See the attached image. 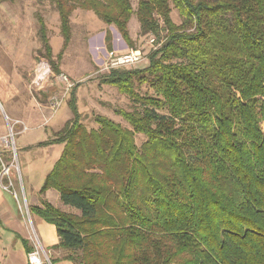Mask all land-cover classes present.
<instances>
[{"label": "trees", "instance_id": "1", "mask_svg": "<svg viewBox=\"0 0 264 264\" xmlns=\"http://www.w3.org/2000/svg\"><path fill=\"white\" fill-rule=\"evenodd\" d=\"M52 2L64 47L76 8L128 47L135 14L139 34L154 42L146 66L99 76L129 98L130 110L116 112L131 130L98 114L88 130L73 85L71 117L37 144L62 145L39 192L52 188L80 211L46 201L28 208L55 225L52 248L73 264H264V0ZM135 133L146 138L139 147Z\"/></svg>", "mask_w": 264, "mask_h": 264}, {"label": "rangeland", "instance_id": "2", "mask_svg": "<svg viewBox=\"0 0 264 264\" xmlns=\"http://www.w3.org/2000/svg\"><path fill=\"white\" fill-rule=\"evenodd\" d=\"M130 2L135 9L138 0ZM38 16L46 27V36L51 48L50 59L45 57L38 35ZM170 17L176 24L181 22L177 10L172 6ZM69 22L70 38L64 47L58 13L52 0H0V64L5 69L3 79L0 78V116H5L7 127L0 136V157L4 165H9L10 168L8 180L12 185L8 188L10 191L5 193L11 197L16 209L18 206L25 209L26 203L30 204L31 188L36 187L49 164H54L53 158L61 154L62 145L39 147L37 144L61 129L63 123L71 117L65 102L73 85H76L82 124L88 130L98 128L93 119L97 114L131 130V126L116 112L119 109L130 110L129 98L119 93L117 88L100 82L99 76L105 72L97 68L91 52V46L98 35L110 37L109 41L105 38L106 44H111L114 37L121 38L117 30L104 24L92 11L80 8L71 12ZM127 29L133 43L130 48L139 49L147 58V54L152 50L148 40L153 36L144 37L139 34V22L135 14L131 15ZM39 62H44L50 73L43 86L33 89L30 86L32 71ZM52 63L67 77L68 84L57 80L56 75L60 73L51 71ZM147 64L146 59L129 68H142ZM9 80L19 88V94L12 98L7 97L11 90ZM146 90V85L140 88L141 92ZM54 99L60 101V106L52 110L49 103L54 102ZM15 119L18 121L14 122ZM42 119L43 123L37 124ZM134 136L138 147L146 139L138 133ZM14 149H17V158L14 157ZM5 150L7 152L3 154ZM4 182L2 181L3 184ZM12 191L16 192L17 198L12 195ZM59 205L60 209L68 213H80L78 209L62 202ZM25 219L30 225L31 217L25 215ZM30 229L32 233V227Z\"/></svg>", "mask_w": 264, "mask_h": 264}, {"label": "crops", "instance_id": "3", "mask_svg": "<svg viewBox=\"0 0 264 264\" xmlns=\"http://www.w3.org/2000/svg\"><path fill=\"white\" fill-rule=\"evenodd\" d=\"M3 74H5V69L4 66L0 64L1 79H3ZM7 78L9 79V77ZM10 85L11 90L7 93L8 98L15 97L19 94V88L16 87L17 85L11 83ZM28 117L26 118V122L29 121ZM17 121L18 119H15L14 122ZM41 122L43 123V119L37 124H42ZM8 124H10L9 120ZM23 124H25V122ZM6 128L5 116H0V136L4 134ZM16 151L17 149H14V157L17 158L18 155L16 154ZM6 152V150L3 151V154H6ZM57 159L58 156L53 158L52 162L54 163ZM51 166L52 163L49 164L46 172L42 174V177L40 181H38L36 187L31 188L30 204L26 203L25 209L20 208V206L16 209L11 197L5 193L8 190L5 191L0 187V264H27V247L32 246L33 235L40 240L45 252L48 253L49 258L53 259V264H73L69 260L61 259L64 255L62 250H55L52 248L53 245L57 244L59 241L55 225L45 222L36 213L34 214L28 211L29 207L35 205L41 206L42 201H46L51 203L57 209L66 212V210L60 209L59 204L61 200L56 190L48 188V190L44 193L39 192V189L43 184V179L51 169ZM25 215L29 218L31 217L30 225L32 227V233L30 229L31 227L27 224L25 219Z\"/></svg>", "mask_w": 264, "mask_h": 264}, {"label": "built area", "instance_id": "4", "mask_svg": "<svg viewBox=\"0 0 264 264\" xmlns=\"http://www.w3.org/2000/svg\"><path fill=\"white\" fill-rule=\"evenodd\" d=\"M149 43L153 45V37L149 38ZM93 60L97 68L101 71L107 72L113 68H129L135 64L146 60V56L142 54L139 49L128 47L124 41L119 37H114L111 42V47L108 48L104 34L98 35L95 43L91 46ZM50 70L44 62H39L32 71L31 85L33 89H39L44 85ZM60 82L69 83V80L62 73L56 75ZM70 86V85H69ZM68 86V87H69ZM39 87V88H38ZM49 103V108L55 110V107L60 106V101L57 99ZM0 184L3 190H8L12 185L8 180L10 174L9 165H4L0 157ZM2 181H5L3 184ZM12 195L16 197V192L12 191ZM17 198V197H16ZM32 250L27 254V264H52L48 253L45 252L41 242L35 235L32 236Z\"/></svg>", "mask_w": 264, "mask_h": 264}]
</instances>
